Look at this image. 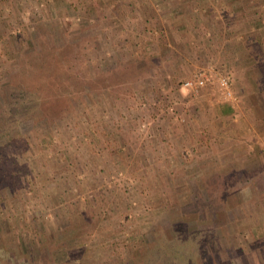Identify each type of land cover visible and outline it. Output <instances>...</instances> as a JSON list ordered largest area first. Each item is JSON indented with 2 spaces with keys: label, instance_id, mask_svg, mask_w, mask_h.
<instances>
[{
  "label": "rangeland",
  "instance_id": "1",
  "mask_svg": "<svg viewBox=\"0 0 264 264\" xmlns=\"http://www.w3.org/2000/svg\"><path fill=\"white\" fill-rule=\"evenodd\" d=\"M250 1L0 0V264H264V157L230 141L264 149L255 107L230 82L225 148L183 145L202 103L182 82L226 70L172 63L186 17L232 33Z\"/></svg>",
  "mask_w": 264,
  "mask_h": 264
},
{
  "label": "crops",
  "instance_id": "2",
  "mask_svg": "<svg viewBox=\"0 0 264 264\" xmlns=\"http://www.w3.org/2000/svg\"><path fill=\"white\" fill-rule=\"evenodd\" d=\"M263 6V2H258L256 0L247 3L239 2V5L234 6V8H238H236L237 11L231 20L233 22L231 28L232 33H226L223 31L220 27V20L214 22V19H210L209 17H204L203 20L199 18L192 20L191 18L189 19L186 17V20H184L183 17L179 18L181 15H184L180 13L176 16L175 20L182 19L185 21V24L178 27L179 29H176V32H179L182 37L177 41L179 48H176V50L173 51L174 60L172 62L174 63L175 68H181V71L178 72L179 74L182 73V75H188L196 65L197 60H200L202 56L206 59L207 57L211 58L210 60L213 61H216V59L219 60L222 63V66L225 67L232 86L239 91H246L243 96V102L247 103L248 106L253 105L255 107L251 110V113L253 115V111L254 113L256 112L254 118L259 119L260 121V126L262 128L260 135L261 142H264ZM206 29H211L214 32L213 39L206 38ZM228 35H230V38L227 37ZM192 38L195 41H192ZM189 39H191L190 42H195V45H192L189 42ZM197 52L199 53L197 54ZM188 91L190 92L185 96L187 97V103L192 101L193 104L202 103V106H204L202 107L199 105L200 110L198 111L201 116V127L203 126V128L197 126V130H192L186 126L184 127V133H182L179 138H181L183 145L186 144L192 149L194 147L196 149L199 148V150L204 149V151H212L214 152V155H216V146L220 147V145L216 142L218 139L216 138L214 119L221 118V116L216 112V102L213 100V91L208 88H201L196 93H192L189 89ZM258 91L260 93H258ZM167 95L169 96L170 94ZM150 98L151 97H149V99ZM175 99L177 100L174 96L172 101H175ZM164 103H168L167 98H164ZM248 106L246 109H249ZM229 107L228 104H223L220 109L222 111H228ZM192 120L193 119H190L189 121ZM166 130L168 132L169 130H171V132L173 131L172 128H166ZM193 132H195L196 135V137L193 138V141L195 142H193L191 138ZM171 136L173 137V134H170V137ZM230 141L234 142L232 143V147L240 146V148H244L243 152H241L242 150L239 148L237 150L240 151V154L243 155L246 160L248 159L246 157L247 155H250V157L253 155L264 157V149L260 152H254L252 148H245L243 144L244 141L240 138L235 139L234 137H231ZM171 147L169 146V148ZM223 148L225 147L221 146L218 149V152ZM232 153L233 151L229 150L228 154L231 155ZM234 155L236 154L234 153ZM233 160L234 159L229 160L230 165H232L231 161L233 162ZM208 165L209 164L203 163L201 168L204 169Z\"/></svg>",
  "mask_w": 264,
  "mask_h": 264
},
{
  "label": "built area",
  "instance_id": "3",
  "mask_svg": "<svg viewBox=\"0 0 264 264\" xmlns=\"http://www.w3.org/2000/svg\"><path fill=\"white\" fill-rule=\"evenodd\" d=\"M182 85L196 93L199 89L206 87L213 91L214 101H234L237 99L230 80L224 70L216 69L213 65L200 68L195 74L184 79Z\"/></svg>",
  "mask_w": 264,
  "mask_h": 264
},
{
  "label": "trees",
  "instance_id": "4",
  "mask_svg": "<svg viewBox=\"0 0 264 264\" xmlns=\"http://www.w3.org/2000/svg\"><path fill=\"white\" fill-rule=\"evenodd\" d=\"M19 80V85H21V87H23V88H25V84H30L29 82H31L32 80H31V78L30 77H28L27 79H25V78H23V80L22 79H18ZM38 82V81H37ZM25 83V84H24ZM37 87H35L34 88V90L36 89ZM26 89V88H25ZM14 90H16V89H14ZM30 91H32V90H30ZM40 96V94H38V93H36L35 95H34V97H39ZM8 98H10L11 97V94L9 95V96H7ZM2 157L5 159L6 158V154H4L3 152H2ZM8 158V157H7ZM4 170L1 168V175L2 174H4V172H3Z\"/></svg>",
  "mask_w": 264,
  "mask_h": 264
}]
</instances>
